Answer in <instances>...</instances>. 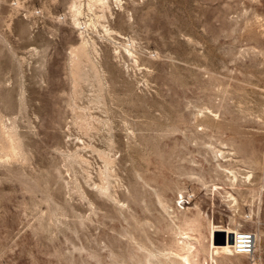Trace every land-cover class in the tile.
Instances as JSON below:
<instances>
[{"label":"rangeland","instance_id":"1","mask_svg":"<svg viewBox=\"0 0 264 264\" xmlns=\"http://www.w3.org/2000/svg\"><path fill=\"white\" fill-rule=\"evenodd\" d=\"M186 261L264 264V0H0V264Z\"/></svg>","mask_w":264,"mask_h":264},{"label":"built area","instance_id":"2","mask_svg":"<svg viewBox=\"0 0 264 264\" xmlns=\"http://www.w3.org/2000/svg\"><path fill=\"white\" fill-rule=\"evenodd\" d=\"M254 236L251 233H242L237 236L236 254L249 255L252 252V241Z\"/></svg>","mask_w":264,"mask_h":264},{"label":"bare ground","instance_id":"3","mask_svg":"<svg viewBox=\"0 0 264 264\" xmlns=\"http://www.w3.org/2000/svg\"><path fill=\"white\" fill-rule=\"evenodd\" d=\"M239 234H242V233H239ZM239 234H238V235H239ZM238 235H237V236H238ZM230 238L232 239L233 237L231 236ZM254 240H255V237H254V239H253V241H252V250L254 249ZM234 246H235V249H236V244H234ZM235 249H233V253H234V254H235ZM250 255H251V254H250ZM186 264H189V262L186 261Z\"/></svg>","mask_w":264,"mask_h":264}]
</instances>
